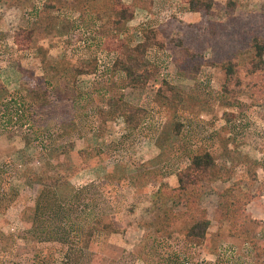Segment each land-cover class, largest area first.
<instances>
[{
  "label": "rangeland",
  "instance_id": "1",
  "mask_svg": "<svg viewBox=\"0 0 264 264\" xmlns=\"http://www.w3.org/2000/svg\"><path fill=\"white\" fill-rule=\"evenodd\" d=\"M61 1L50 10L44 8L49 0H0V78L10 92H0V264H168L174 253L185 264H202L218 252L232 257L231 264H264L252 244L231 235L219 198L229 186L249 191L246 215L256 221L255 240L264 238V94L247 86L225 94L226 70L219 64L180 76L175 60L181 49L172 40L148 51L157 64L148 86L129 87L125 73L113 68L117 54L108 49L125 27L134 44L141 26H158L171 39L190 30L204 57L216 60L230 53L221 49L229 41L223 31L253 32L249 24L260 21L256 13L264 0H236L233 16L228 0H215L206 15L223 25L214 50L200 43V36L205 44L209 39L205 13L191 11L188 0H122L137 7L134 19L118 28L114 0ZM81 15L95 23L63 26ZM79 61L96 69L77 74ZM165 81L184 94L160 93L170 88ZM120 92L141 109L132 124L125 115H100ZM204 150L217 163L199 203L212 224L208 241L194 245L186 239L190 210L157 194L163 186L179 187L180 171ZM74 169L70 183L80 194L67 201V216L49 217L69 232L70 244L34 236L36 174L68 177ZM108 223L111 230L103 227ZM68 250L72 259L64 257Z\"/></svg>",
  "mask_w": 264,
  "mask_h": 264
},
{
  "label": "trees",
  "instance_id": "2",
  "mask_svg": "<svg viewBox=\"0 0 264 264\" xmlns=\"http://www.w3.org/2000/svg\"><path fill=\"white\" fill-rule=\"evenodd\" d=\"M57 0H49V3L44 5L45 9L56 8ZM61 1V0H60ZM62 2V1H61ZM134 2V1H133ZM236 0H228L227 14L233 16L237 9ZM115 14L117 17L113 19L114 26L123 27L128 21L134 18L136 11V3L126 4L122 0H114ZM189 9L205 13V30L209 33L206 36L209 37L207 44L203 42L202 36H200V43L206 47H210L213 50L218 48L220 31L223 28L221 23L212 22L206 18L207 11L211 10L215 0H188ZM205 9V10H204ZM205 11V12H204ZM256 17L260 20L249 24H254V31L243 29V33L238 31H223L224 36L229 38V41L225 43L227 46L221 47V49L228 50L230 53L222 54L219 59L204 57L203 51L198 44V36L192 34L190 30L187 32H181L177 38H167L162 34L161 28L158 26H141L139 29L142 37L137 43L132 44L135 41V35L132 34V30L129 27H125L121 33H117L114 43L111 46L108 45V49L113 50L117 57L114 61L113 68L115 70H122L125 73V85L133 88H140L148 86L150 80L154 76L157 70V64L152 62L148 57V51L150 49L164 48L166 40L174 42L180 47V56L175 60L176 70L180 76L190 75L193 73L199 74L203 65H222L226 70V81L222 87L225 94L231 95L232 88L238 86L239 88H249L261 91L264 94V3ZM86 26H91L95 21L91 17H84L81 15L80 19L76 21H66L63 26L76 27V23L80 22ZM242 24L240 22H236ZM237 25V24H236ZM192 26V25H190ZM225 29V28H224ZM223 29V30H224ZM134 32V30H133ZM247 33V36L244 34ZM17 44H21V34L16 36ZM224 37H222L223 40ZM246 40V42H242ZM221 54V53H220ZM205 58V59H204ZM75 70L77 74L91 73L96 69L95 66H90L79 61L75 63ZM166 82V81H165ZM75 82L71 83L74 85ZM169 90H162L159 88V92L169 96V93H176L175 96L180 97L184 92L178 89L174 85H170ZM38 95L36 89H32ZM175 91V92H173ZM0 92L10 93L7 86L0 78ZM124 93H118L111 97L106 104L102 107L100 115L105 120L110 116L125 115L127 121L132 124L136 113L140 111V107L134 109V105L125 102L123 98ZM22 104V103H21ZM45 104V103H44ZM13 117V113H12ZM11 117V118H12ZM230 156L227 159L233 160ZM191 161L189 165L180 171L179 182L180 186L174 189H167L163 186L158 190L157 198L162 200L174 197L177 202L185 204L186 208L190 210L191 223L188 225L186 239L194 245H202L209 239V228L212 224L211 219L208 217L207 209L200 207V200L202 198L203 190L202 184L205 182V188L208 182L212 181L215 177L216 158L210 150L196 151L190 157ZM249 161V159L247 158ZM246 161V160H245ZM253 160L251 159V162ZM250 162V161H249ZM245 164V163H244ZM250 163H247L249 166ZM78 172L74 169L69 176L62 175L61 177L50 176L49 173L36 174L35 179L38 182V190L36 197V204L34 209V219L31 223L30 230L34 233V236L43 240H55L61 242V244H70V234L61 225H53L49 222L51 215L56 217L67 216V201L70 197L76 193L80 194V191L73 189L70 179ZM227 180V179H226ZM238 183V182H237ZM236 183V184H237ZM3 184L2 175H0V188ZM234 184V185H236ZM206 192V189H205ZM170 193V194H169ZM243 193V194H241ZM251 193L240 189L237 191V187L229 186L219 193L220 205L224 211V221H226L229 231L232 236L241 237L244 241L252 244L256 251V255L261 257L264 255V238L261 241L255 240L253 236L255 220L250 219L246 215L245 211V195L248 196ZM168 224H171L170 222ZM112 225L104 224V228L112 229ZM73 230V229H72ZM92 232L87 234L85 242H89ZM84 237L82 239V243ZM69 247V246H68ZM67 247V248H68ZM72 250V248H70ZM69 249V250H70ZM64 252V257L72 259V255L69 252ZM182 254L174 253L169 255L168 264H185L181 262ZM232 257H229L226 253L218 252L216 258L213 261H205L202 264H231ZM199 264V263H197ZM252 264V263H250Z\"/></svg>",
  "mask_w": 264,
  "mask_h": 264
},
{
  "label": "crops",
  "instance_id": "3",
  "mask_svg": "<svg viewBox=\"0 0 264 264\" xmlns=\"http://www.w3.org/2000/svg\"><path fill=\"white\" fill-rule=\"evenodd\" d=\"M49 9L52 10V9H55V8H52V7H51V8H49ZM133 19H134V18H133ZM131 20H132V19H131Z\"/></svg>",
  "mask_w": 264,
  "mask_h": 264
}]
</instances>
